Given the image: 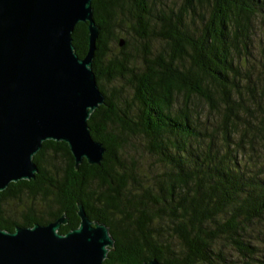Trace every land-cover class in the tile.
<instances>
[{"label":"trees","instance_id":"16d2710c","mask_svg":"<svg viewBox=\"0 0 264 264\" xmlns=\"http://www.w3.org/2000/svg\"><path fill=\"white\" fill-rule=\"evenodd\" d=\"M92 6L101 28L93 69L106 101L88 124L106 148L103 161L76 168L65 141H45L34 156L36 177L0 192V228L66 213L64 234L80 224L83 204L115 239L105 264H264V39L256 45L264 0ZM131 38L144 59L139 71L127 51ZM152 40L164 43L157 53ZM73 43L84 57L87 23L75 26ZM134 141L152 159L148 168L131 159Z\"/></svg>","mask_w":264,"mask_h":264},{"label":"water","instance_id":"95a60500","mask_svg":"<svg viewBox=\"0 0 264 264\" xmlns=\"http://www.w3.org/2000/svg\"><path fill=\"white\" fill-rule=\"evenodd\" d=\"M80 22L88 24L84 57L73 43ZM100 29L92 0H0V192L36 177L34 156L47 140L65 141L76 168L103 161L106 148L88 124L106 101L93 69ZM78 214L79 226L64 234V216L0 228V264H105L115 242L110 228L91 220L83 204Z\"/></svg>","mask_w":264,"mask_h":264},{"label":"rangeland","instance_id":"374dc122","mask_svg":"<svg viewBox=\"0 0 264 264\" xmlns=\"http://www.w3.org/2000/svg\"><path fill=\"white\" fill-rule=\"evenodd\" d=\"M166 1L169 2L170 5H173V4L180 3L182 0H166ZM263 32H264V24H263L262 28L259 29V33H263ZM118 34H120V33H118ZM121 37H123V38L126 37V34H122ZM263 39H264V35L258 36L256 38V45L259 44L261 42V40H263ZM130 40H131V44L128 47L127 51L132 53V58L134 60L132 64L139 71L144 66V59L142 57V53H140L138 51L137 52L135 51V48L138 47V45H139L138 41H136V39H133V38H131ZM163 44L164 43H162L159 40H152L151 42L148 43V48L150 49L151 52L157 53L159 50H161L163 48ZM111 47L113 48V53L114 54L121 55L118 44L113 42L111 44ZM121 84H124V83L122 81L121 82H116V83H111V84L107 83V87H108V89L111 90L114 86H121ZM129 93H130V96H131L132 93L131 92H129ZM134 142H138V141H134ZM136 145H138L136 150H135V148L133 146L131 148H129V152L133 156V158H131V159H136V160L138 159V160H140L139 162L142 161V165L145 166L146 168H148L149 166L152 165V159L149 158L148 156L142 157L140 155V150H141L142 145H140L139 142ZM137 149H138V152H137ZM48 159H49L50 163L51 162H55L57 165L61 164L60 162H58V159H56V158L48 157ZM7 208L14 215V217L20 216V214L22 212V209H18V206L14 202L8 203Z\"/></svg>","mask_w":264,"mask_h":264},{"label":"flooded vegetation","instance_id":"af4514ba","mask_svg":"<svg viewBox=\"0 0 264 264\" xmlns=\"http://www.w3.org/2000/svg\"><path fill=\"white\" fill-rule=\"evenodd\" d=\"M62 216H64L66 219H67V222L65 223V224H62V225H69V224H71V217L70 216H68L66 213H63V214H61L60 215V217H62ZM77 216L80 218V216H79V214H78V211H77ZM60 217H58L57 219H59ZM57 219H55V220H52V221H50V222H54V221H56ZM73 219H75V217H73ZM92 220V219H91ZM80 221H81V218H80ZM93 221H96V220H93ZM61 225V226H62ZM79 226V225H78ZM77 226V227H78ZM60 229H61V227H60ZM59 229V230H60ZM72 229H74V228H72ZM60 232V231H59Z\"/></svg>","mask_w":264,"mask_h":264}]
</instances>
